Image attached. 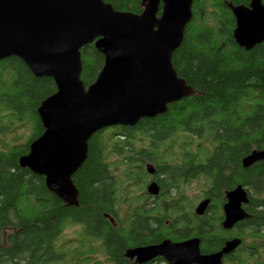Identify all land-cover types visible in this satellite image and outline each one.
<instances>
[{
	"label": "trees",
	"instance_id": "trees-1",
	"mask_svg": "<svg viewBox=\"0 0 264 264\" xmlns=\"http://www.w3.org/2000/svg\"><path fill=\"white\" fill-rule=\"evenodd\" d=\"M103 1L117 11H143V0ZM250 1L193 0L192 20L172 64L194 95L134 128L93 135L87 160L73 176L78 207L65 205L47 190L44 177L18 165L44 132L37 109L57 92L56 84L36 78L15 57L0 62V264H122L125 249L144 240L133 238L134 228L147 231L149 224L166 221L181 229V238L199 236L204 252L218 251L237 236L252 247L224 264H259L264 162L247 169L241 162L264 149V43L240 48L226 5ZM103 65L93 45L82 50L86 88ZM152 181L160 188L153 199L146 193ZM239 184L253 192L250 218L225 232V191ZM204 198L213 206L197 217L194 208Z\"/></svg>",
	"mask_w": 264,
	"mask_h": 264
},
{
	"label": "water",
	"instance_id": "water-1",
	"mask_svg": "<svg viewBox=\"0 0 264 264\" xmlns=\"http://www.w3.org/2000/svg\"><path fill=\"white\" fill-rule=\"evenodd\" d=\"M192 7L193 0H143L142 13L134 14L117 11L103 0H0V62L15 57L36 78H50L57 87L37 109L44 132L19 159V167L44 177L51 194L78 207L73 176L87 160L93 135L114 127L134 128L194 95L172 64L192 20ZM229 7L237 22V45L250 51L264 43L263 0H251L249 8ZM92 45L104 65L86 88L82 50ZM262 161L264 150H254L242 166ZM146 169L155 174L153 165ZM147 192L158 196L159 185L151 183ZM226 197L223 227L231 230L250 217L242 207L249 199L242 186ZM209 204L202 201L196 214L202 216ZM240 245L241 240L233 239L220 252L204 256L200 240L191 239L136 248L127 256L138 264L159 256L170 264H222Z\"/></svg>",
	"mask_w": 264,
	"mask_h": 264
},
{
	"label": "flooded vegetation",
	"instance_id": "flooded-vegetation-1",
	"mask_svg": "<svg viewBox=\"0 0 264 264\" xmlns=\"http://www.w3.org/2000/svg\"><path fill=\"white\" fill-rule=\"evenodd\" d=\"M231 3H226V5H227V9H229V15H231V17H232V19H233V27H232V36H233V39H234V30L236 29V26H237V22H236V19H235V16H234V14H233V11L231 10V8L229 7V5H230ZM250 4H251V1L249 2V4L248 5H237V6H244V7H246V8H249L250 7ZM263 5H264V0H263ZM234 6V5H233ZM236 7V6H235ZM234 41H235V39H234ZM235 43H236V41H235ZM237 44V43H236ZM263 44V43H262ZM261 45V44H260ZM259 46V45H258ZM245 50V49H244ZM245 51H247V50H245ZM255 150H258V149H255ZM260 150H264V149H260ZM254 151V150H253ZM250 155V154H249ZM246 158V157H245ZM243 160V159H242ZM262 162H264V161H262ZM260 163V162H259ZM241 164H242V162H241ZM257 164V163H256ZM255 164V165H256ZM254 166V165H253ZM253 166H251V167H253ZM243 167V166H242ZM250 168V167H249ZM244 169V168H243ZM153 182H156V181H152L151 183H153ZM150 183V184H151ZM157 183V182H156ZM149 184V185H150ZM148 185V186H149ZM239 186H242L243 188H244V190L246 191V193L248 194V199H249V203L248 204H246V205H243L242 207H243V209L245 210V212L247 213V208L250 206V204L252 203V201H251V199H252V196H253V192L248 188V187H246V186H243L242 184H239V185H237L235 188H233L232 190H230V191H225V195H224V203H223V205H222V211H223V214H224V206L226 205V203L228 202L227 201V197H226V195H227V193H229V192H232V191H234L237 187H239ZM147 189H148V187H147ZM147 193V195L149 196V197H151L152 199L153 198H156V197H158V196H151V195H149L148 194V192H146ZM160 193V192H159ZM204 200H208L209 202H210V204H209V206H208V208H207V210H206V212L202 215V216H199V215H197L196 214V208H197V206L202 202V201H204ZM154 203H156V202H154ZM212 206H213V204H212V200H211V198H204V199H202V200H200L198 203H197V205H196V207L194 208V211H193V213L195 214V216H197V217H203V216H205V215H208V212H210V210H211V208H212ZM248 214V213H247ZM249 215V214H248ZM107 217V216H106ZM250 218V217H249ZM248 218V219H249ZM224 220H225V214H224V219H223V221H222V228H223V230L225 231V232H229V231H232L238 224H240V223H242V222H240V223H238V224H236L231 230H225L224 229V227H223V222H224ZM245 221V220H244ZM243 221V222H244ZM114 227L115 228H117V225H115L114 224ZM148 228H150V230H145V229H143V231L141 232H139V231H137L135 228L133 229V232H132V236H133V238L134 239H139V238H144V240L142 241V244H139V245H137V246H132V247H129V248H127V249H125V251L122 253V255H123V258H122V260H123V262H122V264H138V263H136V258H134V259H130L128 256H127V253H128V251H130V250H133V249H136V248H145V247H149V246H158V245H160V244H163V243H167V242H170L171 244H180V243H183V242H186V241H189V240H191V239H199L200 240V252H201V254L202 255H204V256H209V255H212V254H216V253H218V252H220L223 248H224V246H225V244L228 242V241H230V240H233V239H239V237H237V236H234V237H231V238H229V239H226L225 241H224V243H223V246L218 250V251H211V252H204L203 251V244L204 243H202V241H201V239H200V237L199 236H194V233H191L187 238H181L180 237V232H181V229L179 228V227H173V226H170V223H169V221H166L164 224H149L148 225ZM262 236H264L263 234H261ZM240 240V239H239ZM256 241H258V240H256ZM248 244H250V243H248ZM257 245H258V242H257ZM252 247V244H250V246H247V244L245 243V245L244 244H242V241H241V245L235 250V252H233V253H231V254H229V255H227V256H225L224 258H223V260H222V264H224L225 262H228L230 259H234V258H236L237 256V253L239 252V251H243V250H247V249H250ZM244 251V252H245ZM263 252L261 251L260 252V254H259V256H256V260H258L259 259V264H263V260H264V256H263V254H262ZM117 257V255H115L114 256V258H116ZM252 258V257H251ZM247 262V264H253V263H255V262H252V261H246ZM144 264H170L169 263V261L167 260V258H165L164 256H159V257H156V258H154V259H152L151 261H149V262H146V263H144Z\"/></svg>",
	"mask_w": 264,
	"mask_h": 264
},
{
	"label": "rangeland",
	"instance_id": "rangeland-1",
	"mask_svg": "<svg viewBox=\"0 0 264 264\" xmlns=\"http://www.w3.org/2000/svg\"><path fill=\"white\" fill-rule=\"evenodd\" d=\"M21 134H23V132H21Z\"/></svg>",
	"mask_w": 264,
	"mask_h": 264
}]
</instances>
